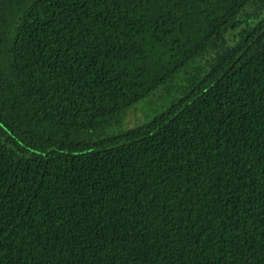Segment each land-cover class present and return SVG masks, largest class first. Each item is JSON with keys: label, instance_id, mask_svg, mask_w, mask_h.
Listing matches in <instances>:
<instances>
[{"label": "trees", "instance_id": "trees-1", "mask_svg": "<svg viewBox=\"0 0 264 264\" xmlns=\"http://www.w3.org/2000/svg\"><path fill=\"white\" fill-rule=\"evenodd\" d=\"M250 5L0 0V264H264Z\"/></svg>", "mask_w": 264, "mask_h": 264}, {"label": "rangeland", "instance_id": "rangeland-1", "mask_svg": "<svg viewBox=\"0 0 264 264\" xmlns=\"http://www.w3.org/2000/svg\"><path fill=\"white\" fill-rule=\"evenodd\" d=\"M248 14H250V19L248 20L247 23L244 22L245 19H247ZM264 17V11L258 6V5H250L241 15H240V19L243 21L240 31L242 29H247V25L248 24H254L257 20H259L260 18ZM239 30H227L224 34V38L222 40H219L216 44H214L209 53H207L206 57L207 58H211L215 55L216 51H222L224 49H226L228 46L235 44L236 42H238L239 40ZM165 87L163 86L160 90H158L156 93H160L161 91H163ZM154 94H152L151 96H153ZM146 101L143 100L141 101L139 104H142ZM138 104V105H139ZM142 117V114L140 112H131L129 114V118H128V122L133 124L135 122H137L138 120H140ZM127 118V117H126ZM126 118L124 119V121L126 120ZM126 124V122H125Z\"/></svg>", "mask_w": 264, "mask_h": 264}]
</instances>
